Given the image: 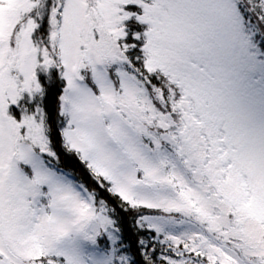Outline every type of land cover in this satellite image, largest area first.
I'll list each match as a JSON object with an SVG mask.
<instances>
[{
    "label": "snow or ice",
    "instance_id": "obj_1",
    "mask_svg": "<svg viewBox=\"0 0 264 264\" xmlns=\"http://www.w3.org/2000/svg\"><path fill=\"white\" fill-rule=\"evenodd\" d=\"M0 264H264V0H0Z\"/></svg>",
    "mask_w": 264,
    "mask_h": 264
}]
</instances>
